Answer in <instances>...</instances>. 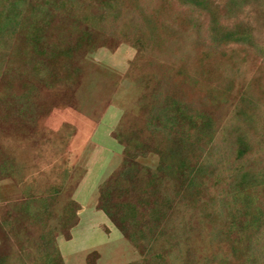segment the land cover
<instances>
[{"label": "rangeland", "instance_id": "374dc122", "mask_svg": "<svg viewBox=\"0 0 264 264\" xmlns=\"http://www.w3.org/2000/svg\"><path fill=\"white\" fill-rule=\"evenodd\" d=\"M18 1L48 69L0 66V264H264V0Z\"/></svg>", "mask_w": 264, "mask_h": 264}, {"label": "trees", "instance_id": "16d2710c", "mask_svg": "<svg viewBox=\"0 0 264 264\" xmlns=\"http://www.w3.org/2000/svg\"><path fill=\"white\" fill-rule=\"evenodd\" d=\"M21 6H22L21 2L18 0L16 1V3H14V5H12L11 12H10L11 16H9V20L7 23L4 22V20H3V17H2L3 14H0V16H1V20H0V66L4 67L1 69L6 70L7 72H9V71L16 72L14 69L20 70V68H22V66L19 65V63L17 62V58H18V60L22 59L25 63V65H24V66H26L25 68H28L33 73H35L33 77L38 76L39 78H43L42 76L45 74L46 70L48 69V66L45 63L47 61L43 60V54L38 50V46H36V45L32 46V44H31L32 42L37 43L33 40H37L39 38L38 37L39 35L34 34V36H32V33H38L36 30V26L33 22H29V20L25 17V15H24V20L22 19V17L20 18V13H23L22 11H20ZM27 7H26V9H28V10L31 9V8H27ZM107 10H109V9L107 8ZM32 12H34V10H32ZM16 18H19L21 20L18 19L16 21L15 20ZM88 20H89V25H90V23L93 22V20L95 21V19L91 18L90 16H88ZM98 22H99V20H97L95 23L93 22L94 25H92V28L96 29ZM31 26H33L32 29H31ZM24 31L26 32L25 33L26 37L23 38L24 42H19V40H16L17 39L16 37L20 36L22 33H24ZM35 36H36V38H35ZM15 66H17V67L15 68ZM130 145H131V147H128L126 144L125 153L126 154L128 153L131 156L132 151L134 149L137 150V147H140V145H138L137 142L133 139L130 140ZM184 147H186V146H184ZM182 150L184 151V148H182ZM184 152H186V154H190L188 151H186V149ZM139 156H141V155H139ZM181 157H183V154H181L180 151L167 152L161 158V162L164 163V165L163 166L161 165V167H159V169L161 170L165 166L164 172L172 178H174V177L176 178L178 174L182 175L183 177H186V176L189 177L191 174V166L188 164L189 162L187 160L185 161V159H182ZM133 161H134V159L131 162H133ZM131 173L132 172L129 171V161L126 160L122 163V168L120 170V173H118V177L121 178V177L130 175L129 176L130 179H132V181L134 182L138 173L135 174L134 176H131ZM160 173H163V172H160ZM157 180H158V177L151 173L150 178L148 180H146V182L144 183L145 188L150 187V185L153 183L154 184L157 183ZM161 181L162 180L159 179V182H161ZM112 183H114L115 186L120 184L119 182H117V179L112 180ZM107 186H109V183L106 185V187ZM188 188H190V187H188ZM101 192L104 195L103 196L104 200H108L107 198L105 199L106 195L108 194L106 189L102 188L100 193ZM100 197H101V194H100ZM155 206L156 205L154 204V208L151 209V213H153V214H155V212L157 211V210H155ZM119 207H120V209L123 210L124 216L122 215L118 219H116L115 215L110 211V208L108 207L107 203H106V205L100 204L99 210L102 211L106 215V217L109 218L110 221L118 224L117 226L119 227V229L121 231H123L124 230V228L122 226L123 221L126 219V217L128 218L127 220H129V219L134 220L135 218H137V209H135L131 205H128L127 207H125V205L120 204ZM245 210H246V206L244 207L243 211H245ZM245 215H247V213H245ZM154 218L155 217H152V219H154ZM131 241L133 242L132 238H131Z\"/></svg>", "mask_w": 264, "mask_h": 264}, {"label": "crops", "instance_id": "0c3cea01", "mask_svg": "<svg viewBox=\"0 0 264 264\" xmlns=\"http://www.w3.org/2000/svg\"><path fill=\"white\" fill-rule=\"evenodd\" d=\"M63 113H64V114H63L64 118H62V119H63L62 122H67V121H72V122H73V120H72L73 115H72L71 111H66V112H63ZM77 122H78V121H77ZM77 122L75 121L74 123H75V125L78 127V131H79V129H80V133H81L82 131H84L85 128H88V124H91V122L88 121L87 119H86V121H85V120L83 121L82 125H80V124L77 123ZM91 127H92V126H91ZM98 127H99V126H98ZM90 129H91V128H90Z\"/></svg>", "mask_w": 264, "mask_h": 264}]
</instances>
